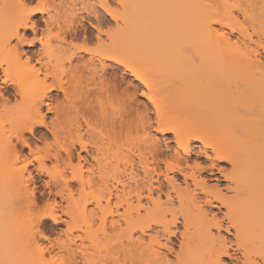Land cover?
I'll list each match as a JSON object with an SVG mask.
<instances>
[{"label": "bare ground", "instance_id": "bare-ground-1", "mask_svg": "<svg viewBox=\"0 0 264 264\" xmlns=\"http://www.w3.org/2000/svg\"><path fill=\"white\" fill-rule=\"evenodd\" d=\"M211 1L7 0L0 264L55 261L34 248L42 219L19 223L43 175L85 234H118L98 260L70 247L71 264H264V57L234 11L259 30L264 0Z\"/></svg>", "mask_w": 264, "mask_h": 264}, {"label": "rangeland", "instance_id": "rangeland-1", "mask_svg": "<svg viewBox=\"0 0 264 264\" xmlns=\"http://www.w3.org/2000/svg\"><path fill=\"white\" fill-rule=\"evenodd\" d=\"M50 2H57L59 0H49ZM78 2L84 1V0H77ZM90 1H96V0H90ZM208 3H211V0H207ZM235 2H242L244 0H230ZM262 1V0H261ZM36 3L37 0H34ZM171 0H169L168 4H170ZM0 8L3 9L4 13H0V22H2L8 12H7V0H0ZM235 13L238 14L239 19L241 22H243V25L248 29L249 33L251 34L252 39L247 41L249 47L252 49L258 50L260 54L264 57V3L261 2V28L259 27V30L256 28H253L252 24H254L250 20H244L243 16L240 14L238 8L234 7ZM263 21V22H262ZM228 30V29H227ZM232 37V42H236L237 44H241V41L239 39V33L238 31L233 32L230 34ZM171 36V33L167 34V37ZM39 46V45H38ZM20 49H23V46L20 47ZM1 59H6L5 56H1ZM26 65L25 59H21L19 62H17V66L19 68H22ZM138 91L137 93V99L139 101H147L146 98L140 95ZM259 109L262 111L261 107ZM235 119L233 115H228L224 118L226 122H231ZM153 134L158 137V139L161 141V138L167 139L171 143V145H174L173 142V135L172 134H166L165 137L161 135L160 133L152 131ZM26 137L30 138L32 137L28 132L26 133ZM162 138V140H163ZM199 145L200 143L197 142ZM35 156L45 157V153L36 154ZM34 156L31 157V159ZM196 160V157L193 156L192 160ZM192 163V162H190ZM36 164V162H35ZM48 167L53 172V162L47 161ZM222 167H224L227 171L231 170V166L227 163H221ZM30 169L33 172V175H37V171L34 170V166H31ZM217 172V171H216ZM180 177V176H179ZM217 177H219V185L223 192H226L227 195H231L232 192L228 191L226 187H228L231 183L225 179L224 176L217 173ZM49 180L48 176H41V180L37 183V186L35 188V195L37 198V203L30 211H23L20 213L19 217V223H21V226L28 225L30 220H38L42 219L41 223L38 227L37 238L38 243L34 246V248L40 247L42 250H44L45 257L48 259L54 258L52 264H71L72 256L70 252V247H74L75 250L79 251L78 253L80 255L85 254V256H90L94 258L95 260H98L101 256H105L112 252L116 248V244L118 242V234H114V232L111 229L104 230L102 228H99L98 224L93 225L91 232L92 234H85L83 231L87 229V224L82 223L81 221H73L67 216L68 211V203L65 199H61L60 196H55V192L57 191L54 186L46 187L44 181ZM214 182V181H213ZM212 182V183H213ZM211 183V182H210ZM211 183V184H212ZM225 187V188H224ZM50 191L52 193H50ZM264 193V178L261 177V194ZM51 205H55L54 212L56 214H59L61 217H63V221L59 223H54L51 218H48L45 213L49 210ZM224 209V208H223ZM217 211V209H215ZM47 216V217H45ZM79 227L80 229H76V227ZM216 231V230H214ZM73 232V234H71ZM80 234L83 236V240L77 239L76 243L72 242V239L77 235ZM221 234L229 239H234L233 237V230L232 234L228 233L226 231H221ZM176 241V239H175ZM178 243V242H177ZM62 244L66 245V248H62ZM178 249V247L176 246ZM93 254V256L91 255ZM72 257V258H71ZM89 257V258H90ZM80 259V258H79ZM224 261H226L229 264L230 263L228 258H225ZM80 262V260H79ZM99 263V262H97ZM51 264V263H50Z\"/></svg>", "mask_w": 264, "mask_h": 264}]
</instances>
